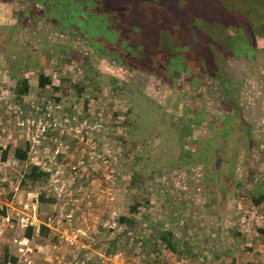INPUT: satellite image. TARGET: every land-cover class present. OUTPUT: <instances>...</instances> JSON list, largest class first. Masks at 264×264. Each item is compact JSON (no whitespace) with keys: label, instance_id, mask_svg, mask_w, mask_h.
Returning a JSON list of instances; mask_svg holds the SVG:
<instances>
[{"label":"rangeland","instance_id":"1","mask_svg":"<svg viewBox=\"0 0 264 264\" xmlns=\"http://www.w3.org/2000/svg\"><path fill=\"white\" fill-rule=\"evenodd\" d=\"M102 2L129 13L124 12L112 27L125 38L120 43L123 51L129 50V42L149 54L158 45L152 34L155 23L190 46L206 43L208 29L230 38L245 18L259 20L264 15V7L252 0L245 3L255 12L251 16L244 15L238 3L232 9L236 0ZM191 18L195 31L188 27ZM74 24L82 28L85 23ZM45 26L41 36L36 33L39 28H28L0 46V210L4 211L0 263L6 254L16 264H264V203L255 210L262 219L250 222L243 234L238 225L237 233L221 229L226 196L240 204L239 218L242 211L253 208L256 190L249 183L237 185L235 170L226 182L223 173L216 172L222 158L219 145L197 160L200 143L184 138L186 131L176 133L161 102L154 104L146 93L123 83V71L92 55L88 45L97 46V41L61 39L60 26L53 21ZM87 30L97 33L91 21ZM222 42L221 48L230 47V39ZM39 73L49 78L50 85L37 86ZM22 79L27 92L16 97ZM78 82L79 94L69 87ZM26 145V160L18 161L14 149L24 150ZM107 155L111 157L106 160ZM201 162L208 169L202 199H218L214 212L209 206L202 209L206 214L200 220V202L174 187V181L178 174L191 181L189 170ZM29 165L46 176L23 187L20 180ZM227 189L231 192L225 193ZM40 195L45 202H39ZM191 207L195 210L189 220L186 213ZM119 217L134 224L119 223ZM41 227L47 229L46 236L40 234ZM161 232L171 235L177 252L165 249L158 239Z\"/></svg>","mask_w":264,"mask_h":264},{"label":"flooded vegetation","instance_id":"2","mask_svg":"<svg viewBox=\"0 0 264 264\" xmlns=\"http://www.w3.org/2000/svg\"><path fill=\"white\" fill-rule=\"evenodd\" d=\"M237 3L244 15H253L254 12L245 8L246 0H236L233 5ZM0 7V33L10 32L9 38L12 41L22 32L29 31L28 28L30 31L34 27L39 28L36 33L41 36V28H46L45 24L51 22L48 16L50 13L40 11L31 0H1ZM2 12H5L3 16ZM261 17L259 20H240L241 24L232 29L230 38H222L217 29H208L206 43L201 42V45L197 42L190 46L186 42L174 40L170 33L167 35L166 30L155 23L152 34L158 45L154 54L144 52L141 45L130 47L129 42V50L124 52L120 63L113 60L111 49H106L102 58L92 54L106 60L117 72L123 71L124 76L126 75L123 83L140 93H146L154 104L162 103V108L171 115L175 132L186 131L184 138L195 139L200 143V148L203 147L196 154L197 160L204 159L207 150L218 144L217 149L221 148L222 158L216 172L221 171L226 182L235 170L238 174L237 185L251 184L256 190L255 196L264 194L263 13ZM79 20L85 23L83 27L80 25L82 28L60 26V30H57L58 37L74 40L84 38L85 43L89 44L92 37L88 34V21L84 18ZM193 21V18L189 19L188 27L195 31L197 25L193 27ZM92 27L95 28L93 23ZM221 39H230V47L221 48ZM88 46L91 47L90 44ZM205 51L203 56H199ZM131 78L135 80L132 81ZM209 140L211 142L207 144ZM231 154L232 161L229 160ZM205 165L201 162L199 166L191 167V181L188 182L179 174L174 181V187L189 192L191 196L195 195L193 200L200 202L199 219L204 217L202 209L208 206L214 212L217 207L215 199H218L212 196L210 202L203 200L202 184L208 173ZM189 171H186L187 174ZM228 192L231 191L227 189L225 193ZM223 199L219 198V202L223 203ZM237 203L229 195L226 196L223 203L225 211L220 222L222 230L238 232L239 213L236 209H239L240 204ZM192 208L186 213L189 220ZM210 215L213 216V213H209Z\"/></svg>","mask_w":264,"mask_h":264},{"label":"trees","instance_id":"3","mask_svg":"<svg viewBox=\"0 0 264 264\" xmlns=\"http://www.w3.org/2000/svg\"><path fill=\"white\" fill-rule=\"evenodd\" d=\"M33 4L39 8L40 11H48L50 14L49 20L55 22L56 26H65L68 28L69 26L73 27L77 21H80V18H84L86 21H91L95 26L97 33L95 35H91V43L98 42V45L91 46L90 49L94 52L97 57H103L105 54L103 53L106 49H111L113 52V60L115 62L123 61V54L125 51L120 46L121 41L125 40L119 35V31L113 29L112 27L117 24L119 17L124 15L126 10L121 7L111 8L110 6L104 7L102 5L103 0H31ZM249 0H246V2ZM258 6L264 7V0H252ZM119 2V0H118ZM260 4V5H259ZM232 9L236 10L240 6H231ZM241 9V8H240ZM252 12V11H251ZM44 13V12H43ZM255 13V12H254ZM70 14V15H67ZM126 14H129L126 12ZM46 15V14H44ZM67 15V17H65ZM260 14L259 16H261ZM65 17V18H63ZM73 19L75 21H68V18ZM65 20V21H64ZM58 21V22H57ZM64 21V24L62 23ZM50 85V80L48 77L43 76L42 73H39L37 76V86L39 88H43ZM69 87L75 91V93L79 94L82 91V87L80 82L78 83H70ZM57 90V88H53ZM27 92V84L26 80H20L15 89L16 97L23 96ZM57 101V100H56ZM29 150L28 145L22 148L14 149V157L18 161L26 160L27 151ZM6 157V152L4 151L1 155V161H4ZM46 174L39 170V168L35 165H29L26 173L23 175V178L20 180L21 186H26L29 184L33 186L39 182H41L45 178ZM39 202H45L42 195L39 196ZM251 202L254 206H258L264 203V194H258L255 197L251 198ZM134 207H131V211H134ZM0 216L4 217V211L0 210ZM119 223H125L127 225H133L134 222L132 220L119 217L117 220ZM31 229V228H29ZM42 231L40 234L46 236L47 229L41 227ZM260 231V229H259ZM261 232V231H260ZM27 238H30L29 234H26ZM159 240L164 244L166 250L171 253H175L176 246L172 243L171 235L169 233L161 232L158 236ZM0 264H16V260L13 256L8 257L6 254L2 258V262ZM245 264H258L257 262H247Z\"/></svg>","mask_w":264,"mask_h":264},{"label":"built area","instance_id":"4","mask_svg":"<svg viewBox=\"0 0 264 264\" xmlns=\"http://www.w3.org/2000/svg\"><path fill=\"white\" fill-rule=\"evenodd\" d=\"M84 125V123H83ZM79 130L76 131L77 133L80 132L81 129L83 128H78ZM111 157L110 155L106 156V160ZM106 162V161H105ZM262 219L261 215L258 214L257 211H255L254 208H251V210H244L242 211V213L240 214L238 220H237V225L239 226L241 233L243 234L246 230V226L249 225L250 222L254 221V222H258Z\"/></svg>","mask_w":264,"mask_h":264},{"label":"crops","instance_id":"5","mask_svg":"<svg viewBox=\"0 0 264 264\" xmlns=\"http://www.w3.org/2000/svg\"><path fill=\"white\" fill-rule=\"evenodd\" d=\"M0 1H1V0H0ZM0 10H1V7H0ZM4 13H5V12H2V13H1L2 16L4 15ZM9 34H10V32H9V33H6V32H5L4 34H3V33H0V46H1V44L3 43V41H5V40H6L7 42H11V41H12V39L9 38ZM4 37H7V38H4ZM6 47L8 48L9 45L6 44V45H5V48H6ZM1 48H2V47H1ZM3 48H4V46H3ZM2 50H3V49H2ZM8 53H10V55L13 54V52H8ZM252 207L256 210V208H257L258 206H254V205H252Z\"/></svg>","mask_w":264,"mask_h":264}]
</instances>
